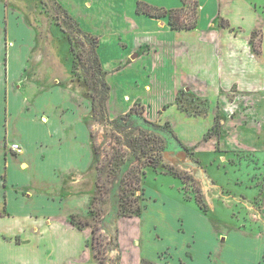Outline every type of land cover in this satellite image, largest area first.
I'll list each match as a JSON object with an SVG mask.
<instances>
[{
    "label": "crops",
    "instance_id": "0c3cea01",
    "mask_svg": "<svg viewBox=\"0 0 264 264\" xmlns=\"http://www.w3.org/2000/svg\"><path fill=\"white\" fill-rule=\"evenodd\" d=\"M55 1L85 34L98 39L102 68L117 74L121 84L110 92V118L124 116L139 103L151 120L170 122L180 142L195 145L219 116L220 149L251 154L253 165L258 154L264 156V16L252 0H196L198 23L189 31H173L166 18L136 13L137 2L169 10L180 8L181 0ZM0 8V38L11 42L4 50V38L0 41V222L11 220L15 228L5 231L0 225V257L5 243L20 247L18 233L28 232L24 245L30 247L31 264H57L63 252V261L72 264L76 247L60 235L78 238L84 231L69 222L71 215L79 214V91L68 78L53 85L45 77L24 80L36 46H29L25 55L21 52L22 65L12 69L16 53L11 26L19 21L10 13L5 32L1 3ZM256 32L261 34L259 53L251 41ZM14 90L24 107L18 115L10 112ZM177 93L184 94L185 101H203V116L172 105ZM24 99L32 100L29 106ZM11 144L20 151H10ZM38 189L44 197L37 195ZM86 250L91 258L87 246Z\"/></svg>",
    "mask_w": 264,
    "mask_h": 264
},
{
    "label": "rangeland",
    "instance_id": "374dc122",
    "mask_svg": "<svg viewBox=\"0 0 264 264\" xmlns=\"http://www.w3.org/2000/svg\"><path fill=\"white\" fill-rule=\"evenodd\" d=\"M0 3L6 17L5 32L10 13L21 24V27L19 22L17 26H11L14 29L11 39L15 41L12 52L16 53L12 69H19L22 65L18 59L21 52L25 55L29 46H36V51H33L39 61L35 57L29 62L27 60L24 80L29 78L36 82L45 77L53 85L52 82L64 83V79L68 78L72 87L79 91L77 216L88 223L89 227L83 230L89 239L91 229L99 226L96 235L102 234V238L109 241L110 251L104 256L103 249L95 242L96 250L100 251L98 259L105 258V264H139L143 258L162 264L264 263V156L258 154L256 158L258 162L261 160V164L256 162L253 165L251 154L220 149L216 137L220 128L219 116L208 140L203 137L195 145L181 142L185 148L180 146L170 122L160 118L151 120L147 108L136 106L139 103L131 106H135L136 110L131 113L130 108L125 114L128 116L125 121L114 122V118L109 116L108 102L111 89L113 91L121 83H117V74L105 69L109 85L106 116L95 120L88 88L95 83L88 53L91 44L78 33V28L83 30L75 20L73 22L55 0H0ZM252 4L264 16V0H252ZM222 25L225 26V23ZM2 38L1 45L6 50L11 42L6 36ZM251 41L254 50H258L255 52L259 53L261 34L254 33ZM137 92L142 95L141 90ZM9 98L10 112L13 115L22 113L24 107L18 102L15 90L10 91ZM2 100L0 87V115ZM31 101L24 99L23 103L29 106ZM172 105L194 116L202 117L206 111L203 101H185L182 93L176 94ZM149 123L157 126L152 127ZM190 142L194 144L193 140ZM95 151L98 155L96 163ZM113 158L122 162L115 173L110 171ZM154 164L157 165L156 170L152 169ZM135 167L140 174L143 173L140 189L134 196L138 199L141 212L135 217H124L118 211L122 202L120 179ZM182 177L186 178L189 186L187 195L192 198L198 190L208 206V212L198 210L193 201H184ZM37 195L45 196L39 189ZM27 205L31 208L32 203ZM36 208L39 209V206ZM0 225H4L5 231L15 229L11 220L5 219ZM84 231L78 238L69 234L60 235L76 247L77 259L72 264L97 262L92 249L86 245L91 255V258L88 257L84 243L88 238ZM260 233L263 237L259 236ZM18 234L22 245L16 247L10 241L5 243L0 264H31L30 247L24 245L27 242L25 238L30 234ZM14 235L5 237H13L14 241ZM17 242H20L19 239ZM64 254H58L57 264H63ZM117 257H120L119 263Z\"/></svg>",
    "mask_w": 264,
    "mask_h": 264
},
{
    "label": "trees",
    "instance_id": "16d2710c",
    "mask_svg": "<svg viewBox=\"0 0 264 264\" xmlns=\"http://www.w3.org/2000/svg\"><path fill=\"white\" fill-rule=\"evenodd\" d=\"M182 6L177 9H165V8H159L156 6L149 5L145 2H137L136 4V13L139 15H146L152 18L161 19L166 18L167 22L173 31H189L193 30L197 27L198 23V8L199 4L196 0H181ZM70 18V16L68 15ZM74 22V20H72ZM78 33L82 34V38L85 40H89L90 42V51L89 56L91 57V71L92 76L94 78V85H88V88L90 90V98H91V113L92 117L95 120L103 119L106 112V103L109 98V85L106 82L105 75L106 72L101 66L98 54H97V47H98V39L85 34L78 28ZM93 44V46H92ZM255 51H258L255 49ZM95 93V94H94ZM136 106H140L141 109H144V106L141 104H137ZM136 110V107H132L130 112H134ZM100 114V117L98 116ZM128 118L127 115L124 117H119L118 120L114 119V122L119 121H125ZM168 124V123H167ZM150 126L156 127L157 125L149 123ZM212 130H210L206 136L205 140L208 139L211 135ZM219 133H217L216 136H218ZM177 139V138H176ZM180 146L182 148H185L184 145L178 140ZM96 150V149H95ZM95 163L98 162V155L95 151L94 156ZM122 164L120 160H117L116 158H113L111 161V168L110 171L115 173L117 172L118 167ZM157 165L154 164L152 169L156 170ZM166 173V172H162ZM141 175L143 173L138 172V168H130L120 179V200L122 201L119 204V213L121 216L124 217H135L138 216L141 212V206L138 203V199L135 198V193L139 191L140 189V181H141ZM174 175V174H173ZM185 177L181 178L182 182V191H183V198L184 201L190 202L193 201L198 210L206 213L208 212V206L205 203L203 196L199 193L198 190H196L195 195L191 198L187 195V188L189 187L188 184L185 182ZM189 189V188H188ZM69 222L71 225H73L75 228L79 230H83L87 226L89 227L87 222L82 221V219L77 215H71L69 217ZM100 230L99 226H94V228L91 229V237L89 241L87 242V246L90 247L93 251V256L96 259V264H105V258L104 259H98V253L99 250H96L95 242L99 243V247L103 249V256L106 255L110 249H109V241L102 238V234L96 235V233ZM105 241V242H104ZM117 246V244H116ZM120 262V257H117V263ZM139 264H162L158 262H154L148 259H141Z\"/></svg>",
    "mask_w": 264,
    "mask_h": 264
},
{
    "label": "built area",
    "instance_id": "2783aa9c",
    "mask_svg": "<svg viewBox=\"0 0 264 264\" xmlns=\"http://www.w3.org/2000/svg\"><path fill=\"white\" fill-rule=\"evenodd\" d=\"M9 150L17 153V152L20 151V148H19V146L17 144H11L9 146Z\"/></svg>",
    "mask_w": 264,
    "mask_h": 264
}]
</instances>
